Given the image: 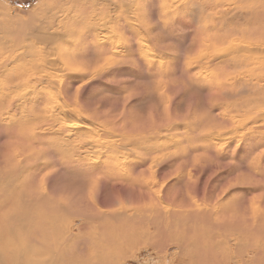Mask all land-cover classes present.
Here are the masks:
<instances>
[{
	"label": "rangeland",
	"instance_id": "1",
	"mask_svg": "<svg viewBox=\"0 0 264 264\" xmlns=\"http://www.w3.org/2000/svg\"><path fill=\"white\" fill-rule=\"evenodd\" d=\"M77 1L0 0V128L12 129L0 140V160L10 162L4 170L18 171L9 182L15 191L8 187L0 200V217L16 197L33 193L45 201L48 194L71 216L68 234L77 242L90 236L108 244V264H169L182 253L159 232L191 214L181 210L222 204L261 213L264 149L228 176L235 164L220 156L233 141L264 135L263 76L247 60L226 66L225 74L210 71L216 59L196 41L201 26L219 30L225 19L216 11L217 20L202 22L200 6L185 0H95L90 10ZM230 23L252 28L236 18ZM130 32L138 34L135 57L121 51L131 46ZM109 65L128 75L102 79ZM97 81L103 87L92 88ZM108 217L116 227L99 223ZM83 218L96 223V237L80 229ZM154 218H161L158 227ZM136 235L144 236L134 245ZM196 238L206 240L203 230ZM21 247L30 250L29 241H15L13 248ZM182 248L186 257L190 246ZM84 249L71 260L88 259ZM53 251L63 249L47 246L41 259Z\"/></svg>",
	"mask_w": 264,
	"mask_h": 264
},
{
	"label": "bare ground",
	"instance_id": "2",
	"mask_svg": "<svg viewBox=\"0 0 264 264\" xmlns=\"http://www.w3.org/2000/svg\"><path fill=\"white\" fill-rule=\"evenodd\" d=\"M185 1L189 5L198 4L200 6L199 17L202 22H212V18L213 20H217L218 18L214 14L216 11L220 14V18L226 21L225 27H219V30L215 31L206 28L207 26L202 27L201 24V28L196 35V41L201 45V53L209 57L211 55L213 56L212 59H216L212 65L213 68L208 63L207 67L212 69L210 71L218 70L221 74H225L226 66L235 64L240 67L241 63L247 60V62L251 61L247 67L254 65L253 68L257 73L256 76L262 75L264 79V34L257 33L259 27L264 26V10L262 9L261 11V8H264V0H227V2L222 1V3L220 2L221 0ZM77 2V6L83 7L86 5L88 10L96 7L95 0H79ZM235 18L237 24L241 22L252 23V28L250 31L248 30L249 33L243 30L244 28L241 30V28H237L238 26L236 27L233 24V27L230 26V22H233ZM89 21L91 19H88L87 22ZM254 25L259 26L257 28ZM261 30L264 32L263 29ZM235 36V39L229 40ZM21 47L23 46L21 45ZM244 47L255 49L256 52H252V55L249 56L242 55L247 52L246 49L242 54H239ZM253 55H256L257 58ZM202 59L204 60L205 57ZM10 64L5 73H9L12 70V65ZM204 65H206L205 61ZM203 67L205 66H201V68ZM211 75L213 76V73L209 76ZM9 76L10 74L7 77ZM237 80H240L239 76ZM234 103L233 109L236 108V104ZM262 103H264V98ZM252 104V101L249 103L243 102L242 106L246 108ZM5 164V159L0 160V170L4 171L0 172V200L6 197L5 190L8 187L12 192L16 189L10 183L11 180L16 179V172L18 171H15V169L4 170ZM37 196L41 195L31 193L28 196L16 197L13 200V204H15V201H18L17 205H15L16 207L12 204L13 207L8 212L5 211L4 215L1 214L0 264H65V261L66 264L109 263V255L107 250H105L108 246L107 243L99 242L97 238L90 236L87 238V235L85 237L87 239L77 242V236L68 234L69 218L71 216L56 205L55 198H51L47 194L46 200L40 201ZM106 204L111 206L109 202H106ZM181 211L191 214L176 217L174 221L176 227L170 225L171 227L165 229L164 232H159L165 235V238L170 235L171 238H166V240L177 244L182 253L176 259L173 257L168 260L169 264H264V210L259 213L257 209H236L235 206L219 204L212 211H208L206 207H202L201 211L196 214H193L192 210L188 209ZM159 219L161 218H154V227L159 226ZM156 220L157 223L155 222ZM91 222L83 218L80 229H87L89 234H94V237H96V232L99 228L96 223V229L93 228L90 224ZM99 223L102 225L111 223L116 227L115 221L109 217L107 220ZM51 224L57 226V232L54 234L49 231ZM150 224L152 225L153 222L151 221ZM198 230H203L206 240L201 242L197 240L196 233ZM143 236L136 235L130 239L135 245L136 241H141ZM56 238L57 242L55 241ZM21 240L29 241L30 250L27 251L24 247L20 249L13 248L15 241ZM228 244L231 245L228 246ZM52 245H56L57 249L61 246L63 249L62 255L53 251L48 255L46 260H42L43 256H41L42 253L40 252L44 251L45 247ZM83 245L85 247L84 250L89 252L88 259H82L80 263L71 260L74 251ZM182 246H190L188 250H191V252L188 254L187 250L186 257H184L185 249ZM202 246L203 248L200 249ZM21 253L23 254L19 256ZM185 258H187L186 261Z\"/></svg>",
	"mask_w": 264,
	"mask_h": 264
},
{
	"label": "snow or ice",
	"instance_id": "3",
	"mask_svg": "<svg viewBox=\"0 0 264 264\" xmlns=\"http://www.w3.org/2000/svg\"><path fill=\"white\" fill-rule=\"evenodd\" d=\"M141 3H146L147 0H140ZM133 40L131 41V46L128 49H121V51L130 57H135L136 55V45H135V37L138 35L135 32L129 33ZM87 55H92L93 50L89 49V51L86 53ZM178 70V61L176 65H174ZM111 69V70H108ZM108 69H106V75L103 76L102 79L106 80L113 77H122L128 75V73L119 67H115L114 65H109ZM92 88H99L103 87L102 81H97L95 84H91ZM70 90V89H69ZM12 129H3L0 128V140L4 139V137L8 134H10ZM235 146V147H233ZM257 148L264 149V135L260 137H249L245 140H243L241 143L237 144L235 141H233L231 144L227 146L223 150V155L220 156V159L222 161H231L234 162L235 167H233L229 172H226L225 175H231L233 172L237 170V168H245L246 164L249 161V157L251 154L256 151ZM52 156H55V153H52ZM259 170L262 174H264V154H262V157L259 162ZM45 167H51V165H46ZM34 169L27 170L28 172L33 171ZM43 170V169H40ZM235 194V193H232Z\"/></svg>",
	"mask_w": 264,
	"mask_h": 264
}]
</instances>
